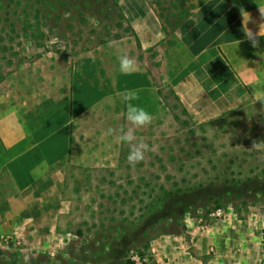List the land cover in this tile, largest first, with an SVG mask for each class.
Returning <instances> with one entry per match:
<instances>
[{"label": "rangeland", "instance_id": "rangeland-1", "mask_svg": "<svg viewBox=\"0 0 264 264\" xmlns=\"http://www.w3.org/2000/svg\"><path fill=\"white\" fill-rule=\"evenodd\" d=\"M206 1L0 0V110L38 115L69 169L54 214L16 215L0 235V264H264V147L249 150L264 92L207 116L173 89L196 68L180 33ZM127 91L154 118L135 167L116 139Z\"/></svg>", "mask_w": 264, "mask_h": 264}, {"label": "crops", "instance_id": "crops-1", "mask_svg": "<svg viewBox=\"0 0 264 264\" xmlns=\"http://www.w3.org/2000/svg\"><path fill=\"white\" fill-rule=\"evenodd\" d=\"M259 6L264 0H207L191 12L180 38L196 68L173 85L186 107L219 115L264 92V39L253 48L244 33L264 23ZM240 8L249 14L245 23ZM35 119L33 127L22 105L0 110V235L18 215L54 214L50 206L63 199L69 169L54 159L53 129Z\"/></svg>", "mask_w": 264, "mask_h": 264}, {"label": "clouds", "instance_id": "clouds-1", "mask_svg": "<svg viewBox=\"0 0 264 264\" xmlns=\"http://www.w3.org/2000/svg\"><path fill=\"white\" fill-rule=\"evenodd\" d=\"M240 13L244 18L247 13L243 8H240ZM259 13L261 19L264 20V7L259 6ZM248 14V13H247ZM249 15V14H248ZM248 28V27H247ZM259 31L253 32L248 29L245 33V39L250 42L253 48H258L260 46V41L264 39V23L258 25ZM115 42L109 41V46H113ZM119 70L125 75H130L137 71V62L135 58L130 57L127 54L121 55L119 57ZM122 99L126 102V120L129 123L127 131L124 128L119 129V135L116 139L119 142L127 144L129 151L127 156V161L129 165L135 167L137 164L143 163L146 158V153L155 150V145L149 146L143 137H138L136 135V130L144 129L152 125L153 116L146 111L144 108L136 105L133 101L139 100V93L135 91H127L122 93ZM116 129L109 128L105 135H114ZM264 147V141L253 142L252 148L249 150H259Z\"/></svg>", "mask_w": 264, "mask_h": 264}, {"label": "trees", "instance_id": "trees-1", "mask_svg": "<svg viewBox=\"0 0 264 264\" xmlns=\"http://www.w3.org/2000/svg\"><path fill=\"white\" fill-rule=\"evenodd\" d=\"M123 264H137L135 261H131V260H127L125 263Z\"/></svg>", "mask_w": 264, "mask_h": 264}]
</instances>
